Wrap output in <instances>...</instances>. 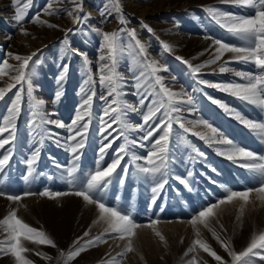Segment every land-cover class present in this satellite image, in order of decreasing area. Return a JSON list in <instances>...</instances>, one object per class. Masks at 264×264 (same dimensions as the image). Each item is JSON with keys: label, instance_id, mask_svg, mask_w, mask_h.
I'll list each match as a JSON object with an SVG mask.
<instances>
[{"label": "rangeland", "instance_id": "374dc122", "mask_svg": "<svg viewBox=\"0 0 264 264\" xmlns=\"http://www.w3.org/2000/svg\"><path fill=\"white\" fill-rule=\"evenodd\" d=\"M48 2L49 0H31V7L22 23L28 33L24 35L20 31V25H17L13 19L15 8L11 0H0V60L7 59L9 64L17 65L19 62L9 57L7 55L9 52L27 55L36 51L34 61H39V63L33 64L34 95L45 101L44 111L46 113H55L50 117L51 119L59 120L67 125L74 118L77 107L82 102L81 87L85 86L87 72L80 55L66 52L64 39L68 40L71 49L87 54L94 80L86 87L90 89L89 94L94 93V99L93 115L85 146L79 153L77 175L80 176L94 168L98 148L102 142H106L99 132L100 117L105 106L100 97L106 94L98 83L99 74L97 72L101 55L99 51L101 37L93 29L100 27L104 31H112L121 25L114 11L108 16L106 22L100 15V10L108 5L110 0H83L81 15L87 16L88 19L83 24L75 25L64 11L72 6L70 0H56L53 8L61 11L51 16L42 11ZM120 3L127 27L136 30L138 38L147 45L150 57L167 67V71L161 73L165 77L166 85L176 91L183 89L193 96V105L184 106L182 117L185 120H207L236 144L264 154V144L260 143L258 138L244 125L225 113L218 104L212 103L208 97L219 100L254 120L264 118V113L224 91L200 85L197 82L198 79L213 84L241 82L240 78L234 75L235 71H255L254 66L231 61L227 64L230 71L221 73L218 70L219 67L224 61H230L232 56L231 53H225L220 61L204 67L198 76H193L187 66L175 58L180 56L193 65L202 64L212 56L214 48L210 49L209 46L212 45L213 39H220L230 44L239 43L235 37L221 29L210 18L205 10L208 6H216L222 10L239 14H251V10L220 4L219 0H120ZM37 13L42 19L58 27L32 23V17ZM141 22L151 27L154 30L153 33L141 27ZM65 30L71 31L66 32ZM9 36L10 39L7 38ZM161 41L168 43L173 51L164 52ZM124 42L127 43V39ZM206 49L208 51H205ZM64 65H68V68L63 81L58 85L57 77L64 70ZM134 68L131 56L125 55L120 59L118 70L128 82L122 89L127 93L124 99L136 104L139 98L132 95L135 91L132 87ZM15 74L10 73V75ZM173 77L175 80L172 79ZM9 82L8 77H4L0 80V87L6 86ZM16 90L13 89L3 101H0V116L6 114V106L14 97ZM57 91H61L62 95L53 103ZM188 107H191L193 111H187ZM139 119L138 115L131 116L132 122H139ZM32 120V111L25 91L22 111L16 123V137L11 145L13 155L5 168L0 171V190L5 191L6 195H22L24 191L39 193L45 188L55 192H71L65 169L69 166L72 156L61 146L63 138L68 134L66 129L51 124L45 125V129L50 130L51 133L59 134L61 143H56L55 138L48 139L45 136L43 143L40 144L39 137L33 136ZM132 135L135 137L142 133ZM188 140L204 152L205 157L195 161L189 159L190 148L183 141L176 140L174 136L170 175L167 184L154 203L151 193L153 184L138 179L132 174L134 167L131 166L128 157L122 161L117 174L104 190L103 201L109 206L130 212L136 223L144 225L153 219L158 220L156 228L166 241V243L162 242L150 228L141 227L136 230L137 234L133 237L135 251L118 258L120 264H184V261L190 259L192 254L188 257H184L183 254L191 241L196 238L192 226L188 223L191 216L202 207L222 198L227 188L239 191L247 187L258 186L251 173L240 167L238 163H233L218 155L214 147H209L191 135H188ZM122 143V139L116 141L105 153L104 166L112 160L116 148ZM8 147L9 145H6L4 149H0V155H3ZM37 147L40 151L35 165L36 171L25 180L28 173L24 161ZM136 151L140 155L146 154L144 149H136ZM124 166H129L130 170L127 174L123 172ZM189 171L192 172L191 177H187ZM176 176L187 178L189 187L186 188L180 184L175 179ZM121 177H124L123 182H121ZM6 195L0 196V218L10 208H17L20 218L30 226L45 231L57 245L53 248L24 242L25 246L31 250L25 255L34 264H62V260L57 259L59 250H69V246L77 237L87 240L104 230L103 223L93 224L97 217L96 208L94 205L85 204L82 197L73 194L56 198L33 195L24 197L20 202L23 206H20L15 202H10ZM100 195L96 193L97 197ZM237 216H240L239 220ZM216 219L220 223L217 224L216 220H213L212 226L222 238L230 237L234 249L240 251L246 247L253 231L258 233L264 230V205L253 198V201L244 207L242 214L240 202L222 205L217 210ZM221 224L223 229L220 228ZM85 231H89V236H83ZM200 232L201 237L219 255L226 260L229 259L207 229L201 227ZM4 236L5 234L0 232V239ZM104 239L105 243H98L95 247L88 248L69 264H104L105 260L121 252L126 243L124 240L111 236H105ZM36 252L46 253L52 259H42L35 254ZM198 255L202 257L201 264L203 261H207V264H216L202 250ZM0 264H14V258L0 254ZM257 264H264V261H257Z\"/></svg>", "mask_w": 264, "mask_h": 264}, {"label": "snow or ice", "instance_id": "6c2138e0", "mask_svg": "<svg viewBox=\"0 0 264 264\" xmlns=\"http://www.w3.org/2000/svg\"><path fill=\"white\" fill-rule=\"evenodd\" d=\"M55 2L56 0H49L42 10L43 13L51 16L61 11L53 8ZM70 2L72 6L64 11L67 12L72 23L74 25L85 23L88 17L81 15L83 0H70ZM11 3L15 8L13 19L17 25H20L21 33L27 35L28 33L23 28L22 23L25 21L28 10L31 7V0H26V2H23V0H11ZM219 3L251 10V14H239L222 10L216 6H208L205 9L210 18L221 29L235 37L239 43L230 44L220 39H213L212 45L209 46L210 49L214 48L212 56L202 64L193 65L180 56L175 58L184 63L193 76H198L204 67L220 61L225 53H231L232 56L230 61H224L219 67L218 70L221 73L230 71L227 64L231 61L244 62L254 66L255 71H235L234 75L239 77L241 82L213 84L203 79H198L197 82L200 85L224 91L240 101L260 109L261 113H264V0H219ZM113 11L117 14V20L121 27L112 31H104L100 27L93 29L101 37L99 45L101 55L98 60L99 67L97 72L99 74L98 83L106 94L100 97L105 106L100 117L99 132L106 142H102L98 148L95 166L86 174L77 175L79 153L85 146L89 124L93 115L94 93L89 94L90 89L86 86L93 82L94 77L89 68L87 54L71 49L68 40L64 39L63 44L66 52L80 55L87 72V79L84 81L85 86L81 87L82 102L77 107L74 118L67 125L59 120L51 119L50 117L55 115V113H46L44 111L45 101L36 98L34 95L33 64L39 63V61H34V57L37 54L36 51L27 55L9 52L7 55L18 61L17 65L9 64L7 59L0 60V80L8 77L10 81L6 86L0 87V101H3L13 89H17L14 97L11 98L6 106V114L0 116V149H4L6 145H9L5 153L0 155V171L5 168L13 155L11 145L16 137V123L22 111L25 91L33 116L31 122L33 136L39 137L40 144L43 143L45 136L48 139L55 138V142L60 144L61 138L59 134L51 133L50 130L45 129V125L51 124L66 129L68 134L63 138L61 146L72 156L69 166L65 169L69 187L72 189L71 192H55L45 188L39 193L24 191L22 195H6L5 191L0 190V196L6 195L10 202H15L20 206H23L20 202L24 197L33 195L56 198L73 194L77 197H82L85 204L95 206L97 217L93 224L103 223L105 225L104 230L87 240H84L83 237H77L72 245L69 246V250H59L57 259L62 260V264H69L81 253L87 251L88 248L95 247L98 243H105V236H111L112 238L124 240L126 243L121 252L117 253L115 257L105 260L104 264H120L118 258L135 251L133 237L136 236L137 229L141 227L150 228L162 242L166 243V241L165 237L156 228L159 223L158 220L153 219L144 225L136 223L130 212L109 206L103 201L104 190L117 174L122 161L125 157H128L131 166L134 167L132 174L138 179L153 184L151 193L152 202L154 203L167 184V179L170 175V165L173 162L171 154L174 147V136L176 140L183 141L190 148L189 159L195 161L205 157L206 154L188 140V135H191L203 141L209 147H214L218 155L233 163H238L240 167L246 169L252 174L258 186L247 187L239 191L227 188L222 198L217 199L215 203L202 207L191 216L188 223L192 226L196 238L191 241L190 246L183 254L184 257L192 254L190 259L184 261V264H201L202 257L198 255L201 250L207 253L216 264H257V261H264V230H260L258 233L253 231L246 247L236 251L231 238H222L220 233L212 226L213 220H216L217 224L220 223L216 217L217 210L222 205L240 202L241 214L244 207L251 203L253 198L259 201L261 205H264V154H259L236 144L207 120H185L181 113L184 111V106L193 105V96L183 89L176 91L166 85L165 77L161 73L166 72L167 67L161 65L158 60L151 58L147 45L138 38L136 30L127 27L120 0H110V3L100 10L103 21L106 22ZM31 22L46 25L47 27H58V25L42 19L39 13L33 15ZM141 27L145 28L149 33L154 31L148 25L143 24V22H141ZM7 38L10 39L11 37ZM125 39H127V43L124 42ZM157 39L159 38L157 37ZM161 44L164 52L171 53L173 51L168 43L161 41ZM205 51L208 50L206 49ZM125 55L131 56L135 65L132 71V87L135 91L132 95L139 98L136 104L125 100L124 96L127 93L122 91L128 82L124 80V76L118 70V64ZM67 68L68 65H64V70L59 73L57 77L58 85L63 81ZM13 72L16 74L10 75ZM172 79L175 80V77ZM61 95L62 92L57 91L53 103ZM208 98L212 103L218 104L225 113L244 125L258 138L260 143L264 144V118L257 120L248 118L237 109L229 107L212 97ZM187 111L191 112L193 109L188 107ZM132 115H138L140 118L139 122H132ZM157 120L158 122H156ZM198 128L201 130H197ZM135 133H142V135L134 137L132 134ZM121 139L123 143L116 148L112 160L104 166L105 153L116 141ZM136 149H144L146 154L140 155ZM39 151L40 149L37 147L24 161L28 173L25 176V180L36 171L35 165L39 157ZM129 170V166L123 167L125 174ZM212 171H215V169H212ZM191 176L192 172L189 171L187 177ZM123 179L124 177H121V182H123ZM175 179L186 188L189 187L187 178L176 176ZM96 193L101 195L97 197ZM17 212V208H10L0 218V232L5 234L4 238L0 239V254L10 255L14 258V264H34L25 255L31 250L25 246L24 242L47 245L53 248H56L57 245L45 231L30 226L18 216ZM239 219L240 216H237V220ZM201 227L211 233L212 237L229 257L228 260L219 255L201 237ZM220 228L223 229L222 224ZM83 236H89V231H85ZM35 254L45 260L52 259L50 255L43 252H36ZM203 264H207V261H203Z\"/></svg>", "mask_w": 264, "mask_h": 264}]
</instances>
